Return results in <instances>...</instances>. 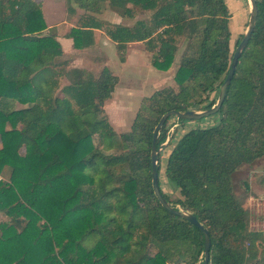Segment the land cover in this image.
<instances>
[{
	"label": "trees",
	"instance_id": "1",
	"mask_svg": "<svg viewBox=\"0 0 264 264\" xmlns=\"http://www.w3.org/2000/svg\"><path fill=\"white\" fill-rule=\"evenodd\" d=\"M28 1L0 0V174L8 172L0 177V211L10 217L0 225V264H195L203 232L155 196L152 136L164 112L215 103L209 93L219 91L233 54L226 0H73L82 12L62 34L76 48L90 45L92 30L101 28L121 61L129 42L146 41L152 65L167 69L178 39L185 40L175 83L144 95L123 131L103 106L118 75L107 65L97 76L68 66L57 26L48 27L41 3ZM105 3L121 15L134 7L151 13L133 25L109 23L96 15ZM257 7L215 120L186 130L167 156L164 174L180 197L158 180L168 201L207 227L212 264H243L246 251L255 257L264 244V231L248 229L232 179L239 165L264 156V0ZM51 67L44 82L53 95L34 78ZM169 117L157 134V169ZM260 257L264 264V251Z\"/></svg>",
	"mask_w": 264,
	"mask_h": 264
},
{
	"label": "rangeland",
	"instance_id": "2",
	"mask_svg": "<svg viewBox=\"0 0 264 264\" xmlns=\"http://www.w3.org/2000/svg\"><path fill=\"white\" fill-rule=\"evenodd\" d=\"M68 6L71 3H74L73 0H67ZM228 5V10L230 13L229 18V27H230V47L233 51L236 47V42L239 39V36L243 34L246 29L248 17H249V4L247 0H226ZM108 5V3H105ZM106 5V8L108 7ZM105 7V6H104ZM82 12V11H80ZM78 12V13H80ZM151 11H146V9H142L141 7H134L131 10V13H125L124 15L118 16L117 14H111L108 9H104L97 13L98 18L111 23L108 19L111 20H121L128 25H133L139 19H146L149 17ZM66 19L68 22L74 23L77 18V14H69L67 7ZM68 23V24H69ZM70 25V24H69ZM109 24H106L108 26ZM185 40L183 38L178 39V50L175 54L172 64L167 69H159L151 64L152 58V50H149L146 46V41H140V43H132L128 45L127 51H134L137 54L130 52L128 63L124 64L119 61L118 53L115 47L114 42L111 40L108 42L106 46L105 54H98L93 58V62L89 63L90 72L92 75L97 76L100 73L101 67L106 64L111 70L119 76V80L116 84L115 94L116 98H109V100L119 101V105H117L116 109L110 110L109 108L108 116L111 115V118L116 126L113 127L117 131H123L130 127V124L135 116V113L140 105L141 99L144 95H149L154 89L158 87L165 86L166 84H174V76L178 67L179 57L185 50ZM137 58L140 60H145V67H137L133 61ZM150 59V60H149ZM70 65V64H69ZM177 89V84L175 85ZM121 92V94H118ZM219 91L215 89L214 91L209 93V99H214L217 101ZM142 96V97H141ZM112 109V107H111ZM214 114H211L206 117H202L200 119H186L179 120L176 115H170L167 120V137L163 142V145L160 147V161L158 165V178L160 180V184L162 186L163 191L170 194V196L175 199L180 197L179 191L177 189L172 188L171 183L168 181L164 174V167L166 163L167 156L177 141V139L188 129L201 125L206 126L208 124H212L214 119ZM177 128L175 133L173 134L174 128ZM173 134V135H172ZM171 141L168 142V140ZM264 170V156L256 159L251 163H242L237 167V169L232 174V179L235 185V191L239 198L243 201L250 195H258V194H249L247 195V191L249 188V180H255L260 185L263 182V178L261 172ZM7 170L4 173L0 174L1 178L7 176ZM255 176V177H252ZM250 181V182H251ZM264 189V187H263ZM264 195V194H263ZM247 196V197H246ZM176 206L181 207L179 204ZM10 217L3 211H0V225L8 223ZM65 264V263H59Z\"/></svg>",
	"mask_w": 264,
	"mask_h": 264
},
{
	"label": "crops",
	"instance_id": "3",
	"mask_svg": "<svg viewBox=\"0 0 264 264\" xmlns=\"http://www.w3.org/2000/svg\"><path fill=\"white\" fill-rule=\"evenodd\" d=\"M38 3H41V9H42V12L44 14V17H45V20H46L48 27L49 26H57L56 28H57L58 35L56 36V38L60 42L62 49H63V54L60 56V58L67 59L68 60V66L83 67L86 70L90 71L89 63L93 62V58L96 57L98 54L100 55V54L106 53L105 48L108 45V42L111 41L112 39L107 35V33L104 31V29L94 28L92 30L93 31L92 42L90 43V45H88L86 47H82V48H76V47H74L72 37H67V36H64L62 34V30H64L63 24L69 23L68 19H66V16L68 17V14H67V7L69 5L68 1L67 0H29L27 4L29 6L31 5L34 7V6H37ZM71 5L76 8V14H78V12L82 11V9L80 7H78V5L76 3H71ZM106 5H105L104 9H108V11L111 14L115 13L118 16L121 15V13H119L118 7L116 5H112V4L108 3L107 8H106ZM107 20H109L111 23H122V24L128 25L127 23H124L121 20L116 21V20H111L108 18H107ZM69 24L73 25L74 23L70 22ZM112 41L114 42V40H112ZM132 43H140V41L129 42L128 45L132 44ZM114 44H115V42H114ZM128 45H127V49H126L125 60L121 61L119 59V61L124 63V64L128 63L130 52L137 54V52H134V51H130V50L127 51ZM118 58H119V56H118ZM133 63L137 67L141 66L143 68L146 65L145 60H140V58H137L135 61H133ZM104 65H106V64H104ZM54 72L55 71L52 67L46 68V69L42 70V72L36 74V76L34 77L35 83L36 84L38 83L42 87V89L46 92V94H52L53 95L54 88L51 85L45 83L44 78L53 74ZM115 87H116V85H115ZM115 89L116 88H114L112 95H111V97H113V98H116ZM118 94H121V92H119ZM108 99L105 100L103 106H104L105 112H107L109 114V112H108L109 108H107V106L110 107V110H113V109L115 110L117 105H119V101H116L114 104V101H115L114 99L109 100V101H108ZM25 104H27V103H25ZM18 105H21V104H18ZM111 107H112V109H111ZM108 117H109L111 124L116 126L115 123L113 122L112 118H111V115H109ZM261 174L264 175V170L261 172ZM252 177H255V176L252 175ZM262 177H264V176H262ZM250 181L251 180H249V188L247 191V195H249V194H258V195L264 194V189H263L264 178L262 180L263 182L261 183V185L258 182H256L255 180H253L251 182ZM244 204H245V202H244ZM248 244L249 243H246L247 246H248ZM263 251H264V244L263 243L258 244V251H257L255 257H250L249 253H247V251H246L243 264H263L260 261V258H261L260 256H261ZM168 264H174V263H168Z\"/></svg>",
	"mask_w": 264,
	"mask_h": 264
},
{
	"label": "water",
	"instance_id": "4",
	"mask_svg": "<svg viewBox=\"0 0 264 264\" xmlns=\"http://www.w3.org/2000/svg\"><path fill=\"white\" fill-rule=\"evenodd\" d=\"M248 4H249V17H248L247 26H246L245 31L243 32V35L240 41L237 43L235 49L233 50V54H232V58H231L228 71L226 73L224 80L219 86V94H218L217 101L212 106L204 108V109L189 108L186 110H176V109L168 110L161 115L159 121L157 122V124L155 125L153 129L152 147H151V175H152L153 191L158 201L162 204V206L165 209L187 219L193 225L199 227L202 230L203 235H204V250H203V255H202L203 258L198 260L195 264H209L210 246H211L210 234L208 232L207 227L204 226L198 220L195 214H193L189 210L183 209L182 207L174 206L170 201H168L163 196L160 186H159V181H158L159 180L158 170H157L158 149L156 148L157 134H158L160 127L163 125L165 120L170 115H176L177 118H183V119H200L202 117H206L211 114H214L219 110L226 96L228 85L235 72V67L239 60L241 52L246 47L251 37V33L256 24L257 13H258L257 0H248Z\"/></svg>",
	"mask_w": 264,
	"mask_h": 264
},
{
	"label": "built area",
	"instance_id": "5",
	"mask_svg": "<svg viewBox=\"0 0 264 264\" xmlns=\"http://www.w3.org/2000/svg\"><path fill=\"white\" fill-rule=\"evenodd\" d=\"M246 207L248 209V229L264 231V195H250L247 197Z\"/></svg>",
	"mask_w": 264,
	"mask_h": 264
}]
</instances>
